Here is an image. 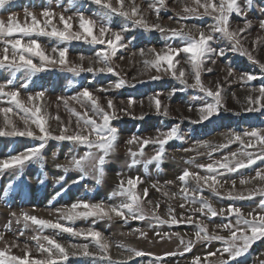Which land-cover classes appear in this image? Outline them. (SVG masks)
I'll list each match as a JSON object with an SVG mask.
<instances>
[{"label": "snow or ice", "instance_id": "1", "mask_svg": "<svg viewBox=\"0 0 264 264\" xmlns=\"http://www.w3.org/2000/svg\"><path fill=\"white\" fill-rule=\"evenodd\" d=\"M92 3L99 6L100 13L95 19L86 16L82 11L73 15H65L64 11L56 12L54 8H45L41 12L26 11L24 21L21 22L17 14L13 13L6 19L0 18V69L11 70L13 77L0 84V100H6L9 105H13L20 111L17 115L23 121V127H17L14 120L9 118V113H13V107H0V114H3V122L0 123V136L8 137H28L40 141L38 145L26 148L23 152L11 155L8 158L0 159V172L5 170H16L22 173L23 168L33 162L43 160L42 150L49 139L57 141H69L73 144L84 145L88 151L83 154L73 155L67 164L57 165L65 173L69 170H77L82 175L73 183L79 182L89 175V172L97 173V183L103 179L104 165L106 158L115 150L118 139V129L112 125V121L119 119L120 115H132L135 119H144L147 113L135 115L133 105L143 101H136L129 97L126 107H117L113 98L107 97L106 103H101V97L97 93H107L113 89L125 87L128 82L119 78L113 81L109 87L96 89L95 91L85 87L75 96L70 98L59 97L66 110L71 116H75V127H72L71 119L64 121L59 115V103L57 104V114L54 117L58 132L54 134L53 129L45 118L47 112H42L39 103L45 93L44 91L29 92L26 100L20 98L21 91L28 88V81L31 76L49 70L51 67L59 66L66 68L67 71L79 76L81 73L113 74L119 76L116 68L112 66L114 58L118 52L127 48L124 34L130 28H141L145 31H158L168 38H179L183 40L182 45H165L160 51L155 48L149 49L148 56L152 59H145L143 64L145 68L151 67L160 71L163 69L186 88L198 89L205 94V98H212L211 102L203 104L199 109V119L193 123H201L209 120L212 116L218 115L222 105V96L224 83L232 81H242L245 84L257 79L256 75L243 73L234 74L231 67L228 68L224 82L217 81L215 87L205 85L201 80V73L206 71L211 73V66L205 68L210 62L216 64L219 57L227 55V51L240 52L247 56L249 61L257 64L264 73V62H261L253 52L264 48V35H258L251 41L252 49L244 47L242 36L248 33L253 27V21L247 17V12L251 8V0H245L244 4L240 0H193L192 6L184 5L183 11L186 14L181 17L177 15L176 22L179 28H166L160 23V11L167 7V0H149L147 7L152 10L156 17L155 22H149L145 19V13L136 0H91ZM11 0H0V9L7 11V5ZM203 9V11H200ZM244 18L243 27L233 26L231 17L233 15ZM122 17L127 23L119 29L112 27V18L114 16ZM210 17L214 23L207 29L191 25L190 27L182 21H187L193 17ZM56 21L57 23H53ZM57 24L62 25L61 28ZM75 25V28H74ZM261 32H264V19L257 22ZM195 29L197 35L193 34ZM45 36L55 38L65 45L73 41H83L89 45H99L100 50L95 54V62L88 59V66H84L85 57L80 55V63H73L68 60V47L59 45L46 51L39 42V37ZM220 39H226L229 42L228 50L225 48H215L213 44ZM141 57L146 55L145 50L139 52ZM184 56L185 64L189 65L193 82L189 83L186 73L181 68L177 73V65L180 63L176 58ZM121 59L123 57H120ZM38 62H34L37 60ZM17 72H26V82L16 86L14 83V74ZM152 79H160V76H152ZM229 78H232L230 81ZM134 86V85H131ZM184 89H179L183 91ZM177 89H173L169 96L175 95ZM255 93L256 95H252ZM161 93H154L149 97V106L154 108L156 114L168 116L169 109L167 105L162 108V102L159 98ZM69 99L80 104L82 111L68 107ZM247 107L244 111L256 112L264 109V84L253 86L250 94L246 97ZM253 105H258L254 107ZM191 111V108L189 109ZM23 113V115H20ZM34 126V127H33ZM71 129V131H70ZM174 139H182L179 135V125L173 126L167 131H157L155 137L140 139L133 137L128 144H139V149L133 151L128 149L130 162L128 167L132 168L143 163L145 169L147 165L153 162L159 164L165 155V146ZM233 143H239L238 151H232L222 156L219 160L213 159L211 163L198 164L197 168L205 172L201 175L199 171L184 169L175 181H166L161 185L159 181L150 183L144 187L145 181L140 176H128L121 178L110 193V199L116 201L113 203L89 202L79 200L70 206L55 208L57 214L55 220L39 218L28 212H23L19 216L16 213L11 215L17 223L23 221L25 229L29 225H34L36 235L31 239L35 241L36 253L43 258H38L33 253L28 241L20 242L19 237L24 235L20 231L18 235L11 239L6 238L5 232H0V242L3 247L0 248V264H67L70 257H84L96 264H139L137 258L152 256V264H166L165 257L183 255L191 252L194 244L198 241H219L221 247L215 251L207 252L203 258V264H242L241 258L245 257L252 246L258 240H264V169L255 170V175L247 178H241V186L248 185L254 181H259L251 188H236V181L231 182V186L225 191L224 183H221L218 177L228 173H236L241 169H246L255 165L257 161L264 162V130L252 129L243 133H230L227 141L221 145H211L203 142L202 147L208 148V156L211 159L215 152L228 148ZM158 145L155 155L148 160H143L144 148L149 145ZM97 149L98 152H93ZM63 179V177H61ZM177 184L178 191L169 192L167 185ZM149 189L161 192L168 200L178 198L181 200L180 208L184 212L177 213L171 203L167 204V212L164 216L159 214L161 201H153L149 198ZM205 189H208L215 196H225L232 201H243L260 197L257 207L245 211L241 205L229 204L224 207H216L211 200L204 195ZM60 193H57L59 196ZM118 198V199H117ZM151 206V213L146 211L145 205ZM199 214V215H198ZM92 225L87 229L76 228L74 225L78 219H90ZM119 218L125 224L129 221H149L148 228L153 230L155 235L164 239H171L173 235L178 237L184 245L183 251L168 252L163 255H156L141 249L127 247L117 244V247L123 248L127 255L122 259L114 260L110 248L112 245L104 237L103 233L96 230L94 225L97 221H112ZM215 218L220 219V223L215 225L213 231H209V224L213 223ZM11 221H9V225ZM187 224L195 227V240L184 241V237L179 233H161L159 227L168 225ZM44 229H52L56 233H68L72 237L80 238L82 243H72L67 248L60 243L54 236L43 235ZM226 232L227 235L221 234ZM131 234L147 238V232L143 229H134ZM90 245L94 250H90ZM19 249L21 254H14L12 249ZM210 257H218L216 261L209 260ZM191 264H202L201 256L193 257ZM257 264H264V259L258 260Z\"/></svg>", "mask_w": 264, "mask_h": 264}, {"label": "rangeland", "instance_id": "2", "mask_svg": "<svg viewBox=\"0 0 264 264\" xmlns=\"http://www.w3.org/2000/svg\"><path fill=\"white\" fill-rule=\"evenodd\" d=\"M128 0H126L127 5ZM149 0H136V3L141 6L145 13V19L149 22H155L156 17L152 10L147 7ZM193 0H167V7L160 11V23L166 28H179L180 25L176 22L177 15L183 17L186 14L183 11L185 4L192 6ZM241 4L245 0H240ZM251 8L247 12V17L253 21V27L248 33L242 36V43L244 47L252 49L251 41L255 36L264 35L257 26V22L264 19V0H251ZM7 11L0 9V18H7L9 15L17 14L21 22L24 21L26 11L41 12L45 8H54L56 12L64 11L65 15H73L82 11L86 16L95 19L100 13L101 9L91 0H11V3L6 6ZM203 11V9H200ZM244 18L233 15L231 17V24L233 26L243 27ZM53 23H57L53 21ZM112 27L119 29L123 24L127 23L122 17L114 16L112 18ZM189 27L197 25L200 28L207 29L214 21L210 17H193L187 21H182ZM58 28L62 25L57 24ZM75 28V25H74ZM193 34L197 35L195 29ZM127 48L118 52L117 57L114 58L112 66L116 68L119 76L113 74H99L93 75L91 73H81L79 76L67 71L66 68L59 66L51 67L41 73L31 76L28 81V88L21 91L20 98L26 100L29 92L44 91L45 95L39 103L42 112H47L45 117L48 124L54 131V134L59 131L54 117L57 114V104L59 103V115L61 119L73 121L72 127H75V116H71L66 110L64 104L58 101L59 97L70 98L75 96L80 90L87 87L90 90L102 89L109 87L113 81L119 78L125 79L128 84L120 89H113L107 93H97L101 97V103H106V98L111 97L115 105L119 107H126L129 97L136 101H143V104L133 105V112L135 115L140 113H147L144 119H135L132 115L119 114L120 118L112 121V125L118 129V139L115 150L106 158L104 165L105 175L100 183H97V173L89 172V175L77 183L73 181L78 180L82 175L77 170H69L67 173L63 169L58 168L57 165L67 164L73 155L83 154L88 151L84 145L73 144L69 141H57L49 139L42 150L43 160L27 164L22 173L16 170H5L0 172V232H4L5 227L8 226V231L5 236L11 239L18 235L20 231H24V235L19 237L20 242L28 241L30 247L33 249L34 255L38 258H43L36 253L35 241L31 239L36 235V228L34 225H29L25 229L23 221L17 223L15 218L11 215L13 212L19 216L23 212H28L31 215H36L39 218L55 220L57 214L55 208H62L70 206L79 201L86 200L89 202L105 203L116 202L110 199V193L118 184L121 178L128 176H140L144 181V187L155 181H159L164 185L166 181H175L184 169L191 171H199L201 175L205 172L197 168L198 164L211 163L213 159L219 160L222 156L227 155L232 151H238L239 143H233L228 148H224L215 152L210 159L208 156V148L202 147L203 142H208L211 145L224 144L230 133H243L252 129L264 130V109L256 112L244 111L247 107L246 97L250 94V89L253 86H260L264 84V73L257 64L249 61L247 56L240 52L227 51L229 42L226 39L215 41L213 47L225 48L227 55L219 57L215 65L210 62L205 65V68L211 66L213 71L208 73L206 71L201 73V80L205 85L215 87L217 81L224 82L227 75L228 68L231 67L234 74H253L257 76L256 80L245 84L242 81H232L224 83L222 96L223 108L218 115L212 116L209 120L201 123H193L192 121L199 119L198 109L205 103L211 102L212 98H205V94L198 89L186 88L179 80L175 79L170 72H165L163 69L156 71L151 67L145 68L143 61L145 59H152L148 56L149 49L155 48L160 51L165 45L178 46L183 44V40L179 38H168L158 31H145L141 28H130L124 34ZM41 46L48 52L51 48L59 45L60 47L67 46L68 60L73 63H80L79 57L83 55L86 59L84 66H88V59L91 58L95 62V54L100 50L99 45H89L83 41H73L65 45L60 43L55 38L41 36L39 37ZM141 49L145 50L146 55L141 57L139 52ZM254 56L264 62V48H260L257 52H253ZM120 57H123L122 59ZM180 61L177 65V73L183 68L188 78L189 83L193 80L190 73L189 65L185 64L184 56L176 58ZM34 62H38L34 60ZM26 72H17L14 74V83L16 86L26 82ZM152 76H160V79H152ZM11 70L0 69V84L7 79L12 78ZM231 81L232 78H229ZM134 85V86H131ZM177 89L175 95L169 96V93ZM179 89H184L179 91ZM154 93H161L160 99L162 108L164 105L168 106L169 115L163 116L156 114L154 108L149 106V97ZM252 95H256L252 93ZM13 107V113H9V118L14 120L17 127H23V121L17 113L20 111L13 105H9L6 100H0V107ZM258 107V105H253ZM69 108H75L77 111H82L80 104L74 100L69 99ZM191 108V111L189 110ZM23 115V113H20ZM3 122V114H0V123ZM179 125V135L182 139H174L165 146V155L162 161L157 164L155 162L148 164L147 169L143 163L138 164L132 168L128 167L130 156L128 149L133 151L139 149V144H128L127 141L133 137L140 139L155 137L157 131H167L173 126ZM34 127V126H33ZM71 131V129H70ZM40 141L28 137H8L0 136V159L8 158L11 155H16L23 152L26 148L38 145ZM158 145L149 144L144 148L143 160H148L157 151ZM93 152H98L97 149H92ZM264 169V162L257 161L255 165L249 168L241 169L236 173H228L224 176L218 177L225 191L231 186L233 180L236 181V188L241 190L243 188H251L259 181H254L248 185L241 186L240 179L255 175V170ZM63 177V179H61ZM169 192L178 191V185L172 184L166 186ZM57 193H60L57 196ZM204 195L208 197L214 206L224 207L229 204L241 205L245 211H250L257 207L260 197L255 199L232 201L225 196H215L208 189H205ZM149 198L153 201L160 200L159 214L164 216L167 212V204L171 203L172 207L176 209L177 213L184 212L185 209L179 207L181 200L174 198L168 200L161 192L149 189ZM118 199V198H117ZM146 211L151 213V206L145 205ZM199 215V214H198ZM9 221L11 224L9 225ZM149 221H129L125 224L119 218H114L112 221L104 220L97 221L94 225L96 230L103 233L104 237L110 242L112 247L110 253L114 260L122 259L127 253L123 248L117 247V244L123 245L124 248L133 247L144 250L156 255H163L168 252L183 251L184 245L180 239L173 235L171 239L165 237L161 239L156 236L154 231L148 228ZM220 223L219 218H215L213 223L209 224V231L215 229V225ZM76 228L87 229L92 225L90 219H78L74 225ZM134 229H143L147 232V238L131 234ZM159 231L163 234L179 232L184 241L189 239L195 240V227L192 225L181 224L169 227L163 225L159 227ZM221 234L227 235L226 232ZM43 235L54 236L60 243L67 248L72 243H82L80 238L72 237L68 233H56L52 229H44ZM4 245L0 242V248ZM221 247L219 241H198L194 244L191 252H186L183 255L167 256L165 257L166 264H191L193 257L201 256L202 264L203 258L207 252L215 251ZM90 250H94L90 245ZM14 254H21L19 249L13 248ZM139 264H152L153 257L145 256L137 258ZM218 257H210L209 260L216 261ZM264 259V240H258L250 249L249 253L241 258L242 264H257L258 260ZM67 264H96L84 257H70Z\"/></svg>", "mask_w": 264, "mask_h": 264}]
</instances>
